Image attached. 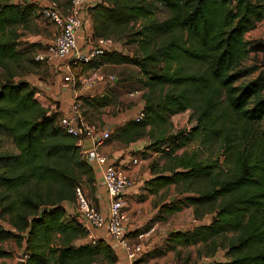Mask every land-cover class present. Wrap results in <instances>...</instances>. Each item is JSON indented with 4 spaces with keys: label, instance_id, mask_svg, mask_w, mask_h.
<instances>
[{
    "label": "trees",
    "instance_id": "1",
    "mask_svg": "<svg viewBox=\"0 0 264 264\" xmlns=\"http://www.w3.org/2000/svg\"><path fill=\"white\" fill-rule=\"evenodd\" d=\"M38 9L32 1H0V144L4 134L17 150L0 152V259L8 256L1 245L14 241L24 245V264H118L104 240L77 245L86 232L76 215L66 216L64 204H75L76 189L83 196L84 188L93 192L94 173L77 140L59 125L61 113L51 111L24 79L40 63L20 48L16 27ZM89 17L90 40L127 39L137 46L132 56L105 53L89 69L134 65L149 93L143 95V120L113 129L103 144L152 138V129L164 126L167 117L186 111L197 122L168 138L165 156L172 161L154 171L146 187L153 193L174 185L187 194L184 205L195 218L215 217L170 232V240L202 246L215 264H264V66L247 65L251 54H264V41L245 40L264 20V0H101ZM76 100L80 115L113 103L108 96ZM194 141L222 149L223 164L218 158H173ZM158 143L150 139L149 146ZM155 257L143 254L139 261Z\"/></svg>",
    "mask_w": 264,
    "mask_h": 264
},
{
    "label": "rangeland",
    "instance_id": "2",
    "mask_svg": "<svg viewBox=\"0 0 264 264\" xmlns=\"http://www.w3.org/2000/svg\"><path fill=\"white\" fill-rule=\"evenodd\" d=\"M0 1L18 3L20 0ZM58 4H60V7L64 8L63 1L58 2ZM138 27L139 26H136L133 29L136 30ZM16 31L21 35L20 48L26 51L29 60H34L37 54L42 53L46 47V45L42 42L46 39H53L55 34L52 29V24L41 17L39 10L35 11L31 20L25 26L16 27ZM80 38L83 40V43H85L88 38V33L82 32ZM245 40L248 42L264 41V20L259 23L254 30L245 35ZM126 42L127 39L124 40V42L119 43L121 47L120 50L124 52L123 54L132 56L137 49V46L135 44H127ZM253 64L264 66V54H251L247 65L251 66ZM37 68L38 67L29 69L31 70L30 74H34ZM99 69L104 74L114 75L117 78L115 84L105 86L103 89L104 91L101 92L103 93L102 96H108L113 100V103L98 111H86L87 115L82 114L81 116L85 119V121H87V123L95 127L102 126V116L118 118V120H120V124L132 120L135 112L137 111L138 104H144L143 95H149L148 89L143 85L142 81L144 79L139 73V69L134 65L116 67L100 66ZM88 70H90L88 64H84L81 65L77 71L86 72ZM56 79L58 80V78ZM104 92H107V94H104ZM135 92L138 94L134 95V97H130V94ZM156 94L158 96L161 95L159 88H157ZM102 96L100 95L99 97ZM81 112L82 111H80V114ZM189 115L190 111H186L178 115H171L167 117L164 126L152 129V138H149L150 136L145 137V152L142 156H150L148 166L151 167L152 173L160 169L158 166L160 163L164 165L165 161H172V159L169 160V158L165 156V153H168V146L170 145L168 138L177 134L181 130L188 132L192 128L196 127V120L194 118H189ZM149 129L150 128L147 130ZM150 139L157 140L159 142L158 145L155 147L149 146ZM11 143V140L2 134L0 152L10 154L15 153V147ZM221 151L222 149L218 147H215L212 150L204 149L200 146V144L194 141L175 151L173 158L191 159L193 162L200 163L218 158L222 163L224 161V156L221 154ZM224 166L225 165H223V167ZM81 188L83 190V186H81ZM152 191L153 193L147 191L148 194L154 196V199L151 202L152 206H155L156 208L158 207V210H160L162 206H165V210H157L151 220H149L142 227L136 229L135 235H130L128 238L132 242L136 241V236L139 234H146L150 229L151 224L155 223L154 221H158L157 228L152 233L147 235V237L145 236L143 238V244L146 247L144 254H156V257L152 258L155 259L153 264H198L203 256L211 257L209 254L204 253L203 247L200 245L187 247L176 245L172 240H170V232L191 230L196 226L209 224L215 217V214L210 213L204 215L200 219L195 218L193 216V209L184 205V198L187 194L182 195L178 193L174 185L162 186L159 189L152 188ZM82 192L84 197L92 202V198L90 197L88 191L84 189ZM160 193L161 195H159ZM141 196L142 195L138 196L137 200H140ZM133 203L137 202L133 201ZM166 210H169L170 212H165ZM64 220L66 221V219ZM3 225L6 226V224ZM108 245L111 246V244ZM1 247L8 252V256L0 259V264H18L19 262L24 264L26 256L24 253V245L10 241L3 243ZM150 248H154V251H148ZM216 254L222 259L225 257L224 251L222 250H218ZM144 263H146V261Z\"/></svg>",
    "mask_w": 264,
    "mask_h": 264
},
{
    "label": "built area",
    "instance_id": "3",
    "mask_svg": "<svg viewBox=\"0 0 264 264\" xmlns=\"http://www.w3.org/2000/svg\"><path fill=\"white\" fill-rule=\"evenodd\" d=\"M32 1L38 6L39 14L44 20L52 24L54 38L51 44L46 45L44 51L35 56L34 60L39 63L49 61H62L59 67L62 69L63 82L74 92L67 113L61 114L59 125L67 134L77 140V145L82 149L84 160L96 166L100 174L101 182L106 191V215H103L88 199L80 189H76L75 213L86 237L78 241V244L89 243L94 245L98 238L94 235L95 230H104L102 240L109 239L111 248L115 251H122L127 264H144L139 259L145 252L143 238L148 235L139 234L132 242L126 235L127 227L130 224V217L127 212L126 191L132 186L133 180L124 167L107 163V157L99 151V146L107 140L111 134L109 130H100L99 127L85 122L79 113L78 90H91L98 84H114L116 76L106 75L100 69H90L86 72L77 71L81 65L89 64L105 53L120 50V42L114 38H99L90 40V28L88 27V38L83 48H79L78 34L85 27L81 14L86 4L95 6L101 0H68L66 7H60L58 2L50 0H20L19 2ZM87 30V29H86ZM81 70V69H80ZM138 93H131L134 97ZM144 118V110L139 109L132 120L139 122ZM80 125V128L77 127ZM90 141V146L83 149L85 141ZM135 163V161H133ZM26 259V256H25ZM198 264H215L212 257L203 256Z\"/></svg>",
    "mask_w": 264,
    "mask_h": 264
},
{
    "label": "crops",
    "instance_id": "4",
    "mask_svg": "<svg viewBox=\"0 0 264 264\" xmlns=\"http://www.w3.org/2000/svg\"><path fill=\"white\" fill-rule=\"evenodd\" d=\"M92 7L93 5L86 4L81 14V19L85 23V27L78 34L77 43L79 48H83L84 46L83 40L80 38V35L82 32H88V27L90 26L89 9ZM52 29L54 30L53 26ZM52 40L53 39H46L42 43L48 45L51 44ZM61 65L62 61L60 62L52 60L49 62H43L37 66L38 68L37 70H35L34 74L29 73L24 77V79L47 99L48 106L51 111H57L62 115L67 114L69 117H72L73 114L67 112L72 100L74 99V92L63 82L61 73L62 69L60 70L59 68ZM56 78H58V80ZM105 86L107 85L98 84L93 89L88 91L78 90L76 95L78 97H99L100 95H103V93L101 92L104 91L103 89ZM105 93L107 94V92H104V94ZM142 108L143 103H139L137 106V111ZM137 111L135 112V114L137 113ZM101 123L102 126H98L100 130H109L112 132L113 129L122 127L126 122L120 124V120H118V118L102 116ZM145 139L146 138L139 139L133 143H130L129 145L112 142L104 143L99 146V151L108 159L107 163H113L115 165L124 167V169L127 170L128 174L133 180L132 186L126 191V198L128 201L126 209L130 217V224L126 230L127 236L135 235V230L142 227L149 220H151L158 210V207L156 208L155 206H152L151 202L154 199V196L148 194L146 187V182L153 179L155 177V174L151 172V167L148 166L150 156H142V154L145 152ZM89 146L90 141L86 140L83 149H87ZM13 154H17L16 149L15 153ZM133 161H135V163H133ZM162 165L163 164L160 163L158 166L161 168ZM90 166L93 169L94 182L92 183L93 192L89 194L92 198V202L89 199L88 200L95 207H97V209L103 215H106V191L102 185L101 177L96 170V166L94 164H91ZM140 195H142L141 199L137 200V197ZM159 195H161V193ZM133 201H136L137 203H133ZM64 209L66 211V216L72 217L75 213V204L73 205L65 203ZM154 222L155 223L151 224L150 229L147 231L148 235L157 228L158 221ZM94 235L96 236V238L102 240V236L105 235V231L103 229L95 230ZM105 242L109 244L110 241L107 238L105 239ZM76 243L78 245V241ZM153 249L154 248H150L148 251H152ZM115 254L118 258V264H127L122 251H115ZM154 261L155 259L149 258L144 264H153Z\"/></svg>",
    "mask_w": 264,
    "mask_h": 264
},
{
    "label": "water",
    "instance_id": "5",
    "mask_svg": "<svg viewBox=\"0 0 264 264\" xmlns=\"http://www.w3.org/2000/svg\"><path fill=\"white\" fill-rule=\"evenodd\" d=\"M77 127H78V128H80V125H79V124H77ZM18 264H22V263H21V262H19Z\"/></svg>",
    "mask_w": 264,
    "mask_h": 264
}]
</instances>
